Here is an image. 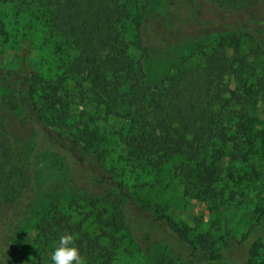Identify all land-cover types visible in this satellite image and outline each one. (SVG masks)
I'll return each mask as SVG.
<instances>
[{"label": "trees", "instance_id": "1", "mask_svg": "<svg viewBox=\"0 0 264 264\" xmlns=\"http://www.w3.org/2000/svg\"><path fill=\"white\" fill-rule=\"evenodd\" d=\"M176 4L181 11L172 12L175 18L182 22L216 18L228 31L250 39L264 56V0L240 7L214 0H167L166 10ZM151 5V0H0V47L16 29L7 8L16 9L15 14L28 13L36 21L43 42L59 61L57 77L48 82L29 46L22 47L16 65H0L4 93L0 102V264H9L13 231L37 190L36 164L41 155L62 164L68 180L85 195L116 197L100 200L105 205L96 214L100 228L96 235L85 229L86 219L73 221L74 214L58 203L50 206L37 228L38 241L44 246L71 232L87 264H112L116 248L132 236L130 242L138 252L150 250L143 248L140 239L165 244L182 264H264V205L246 229L229 233L222 243L207 233L194 238L191 229L173 215L153 214L134 200L131 187L111 168L98 122L114 116L125 122L119 138L127 161L157 169L179 158L176 178L184 195L203 201L233 200L236 196L226 187L236 179L233 173L249 182L264 179V136L258 128L261 106L264 111V81L255 76L239 42L234 43L232 54L224 45H214L200 59L176 68L163 84H154L143 61L131 54L127 38V25L135 19L138 45L151 47L147 30L151 25L138 17L145 16L144 9ZM229 76L235 78V88ZM70 92L77 93L84 107L80 119L71 118L67 108ZM27 135L34 140L25 165L14 140ZM226 157L232 168L224 163ZM134 227L142 231L141 237L133 233ZM103 239L109 244H103Z\"/></svg>", "mask_w": 264, "mask_h": 264}, {"label": "rangeland", "instance_id": "2", "mask_svg": "<svg viewBox=\"0 0 264 264\" xmlns=\"http://www.w3.org/2000/svg\"><path fill=\"white\" fill-rule=\"evenodd\" d=\"M214 1L240 7L245 6L251 0ZM151 2L152 5L144 9V12H147L146 15H138L140 18H144V24L151 25L147 29L151 34V47L141 48L138 45L135 19L127 25V38L131 43V54L143 61L147 77L152 83L163 84L176 68L200 59L203 52L210 50L214 45H224L228 49V53L232 54L235 42H239L242 52L248 56L255 76L264 81V56L257 51L255 44L246 36L228 31L222 24L217 23L216 18L208 19L207 22H182L180 18L171 15L173 11L177 14L180 13V5L176 4L172 9L166 10L167 0H151ZM15 10L7 8L8 14L14 17L12 18L16 29L12 31L14 33L9 40L0 47V65H16L22 54V47L29 46L32 48L33 60L46 73V82L55 79L58 74L57 56L53 54L51 47L43 42L40 35L41 30H39L40 27L37 28L36 21L28 13L15 14ZM147 14L149 15L147 16ZM16 16L18 21L15 20ZM240 23L241 27L243 21ZM228 82L232 88L236 87V80L233 76L228 77ZM3 94V91L0 90V102L3 99ZM76 96V92L68 94L67 108L73 115L71 118L80 119L84 107ZM262 107L258 112V128L263 132L261 135L264 136ZM124 124L122 119L114 116L108 120L100 119L98 130L106 138L103 148H105L109 160L113 162L110 164L111 168L131 187L134 200L145 205L150 212L171 214L191 229L194 238L207 233L217 243L225 241L231 232L239 234L254 221L257 210L264 205V179L249 182L244 181L245 178L242 177V174L233 173L236 179L226 186L236 196L233 200L203 201L184 195L182 185L176 178L179 158L171 159L157 169H144L133 161H127L125 147L122 146L119 138V131L123 130ZM65 132H70V129ZM28 136L17 137L14 140V149L21 155L25 165L29 162L34 140V137ZM224 163L230 168L233 166L228 157L224 159ZM36 168L38 187L35 194L28 199L31 201H28V208L23 215V220L18 222L13 231L8 257L9 264H52L50 256L55 242L49 241L50 245L46 246L40 244L37 228L43 212L55 203L65 208L67 212L73 213V221L86 219L85 229L96 235L100 232L96 223V214L98 215L105 205L100 200H116L114 194L109 195L106 199L85 195L81 188L68 180L66 168L50 155L39 156ZM230 171L234 172L233 169ZM101 184L104 187L107 186ZM108 189L110 188L108 187ZM91 202L94 204L88 207V203ZM89 213L92 216L87 217ZM156 229L161 234H165V237L168 236L167 233H164L163 228L156 227ZM133 233L137 237H141L142 231L134 227ZM130 237L132 238L129 236L122 240L120 246L116 248L112 264H182L177 257L175 259L174 251L165 247V244H151L149 241L139 238V243L144 245L143 248L145 250L150 248V250L148 253L142 250L138 252L136 246L130 242ZM170 240L174 242V239ZM102 243L109 244L106 239H103ZM262 251L264 254V249ZM176 252L178 253V251ZM181 252L183 251L181 250ZM179 255L182 256L181 253ZM84 264H87L85 259Z\"/></svg>", "mask_w": 264, "mask_h": 264}, {"label": "clouds", "instance_id": "3", "mask_svg": "<svg viewBox=\"0 0 264 264\" xmlns=\"http://www.w3.org/2000/svg\"><path fill=\"white\" fill-rule=\"evenodd\" d=\"M76 239L75 234L67 231L59 236L51 252L52 264H84Z\"/></svg>", "mask_w": 264, "mask_h": 264}]
</instances>
